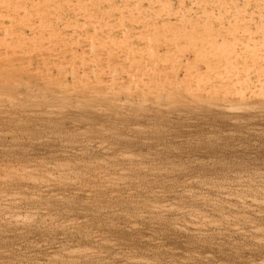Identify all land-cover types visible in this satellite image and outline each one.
<instances>
[{
	"label": "rangeland",
	"instance_id": "rangeland-1",
	"mask_svg": "<svg viewBox=\"0 0 264 264\" xmlns=\"http://www.w3.org/2000/svg\"><path fill=\"white\" fill-rule=\"evenodd\" d=\"M0 264H264V0H0Z\"/></svg>",
	"mask_w": 264,
	"mask_h": 264
}]
</instances>
